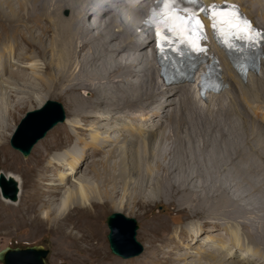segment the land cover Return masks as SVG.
I'll return each mask as SVG.
<instances>
[{
  "label": "bare ground",
  "instance_id": "6f19581e",
  "mask_svg": "<svg viewBox=\"0 0 264 264\" xmlns=\"http://www.w3.org/2000/svg\"><path fill=\"white\" fill-rule=\"evenodd\" d=\"M153 1L0 0V94L9 98L0 99V124L15 100L40 87L46 93L28 97L37 104L32 110L54 93L64 99L69 113L38 150L39 156L50 158L29 172L33 192L13 209L19 215L12 226H28L35 237L52 230L56 257L64 261H76L68 250L73 247L103 264H264V148L255 149L260 145L255 141L242 146L235 138L238 124L245 125L247 117L240 113L235 118L232 108H224L223 99L235 97L231 87L214 97L212 105L221 107L215 113L209 110L213 107H200L191 93L193 84L157 88L150 32L133 31L140 27L139 16L144 17L140 9ZM226 1L240 4L251 22L260 19L257 25L264 29V0H247L248 8L240 0ZM112 3L120 4L114 9L122 29L117 24L110 29ZM64 8L72 10L70 17L61 15ZM96 8L99 15L92 16ZM91 18L102 21L107 34ZM126 43L131 49L125 50ZM213 50L227 70L225 78L241 89L242 110L241 104H248L255 111L253 103L264 97V59L259 73L250 71L244 82L221 52ZM38 57L48 59L44 67ZM12 58L25 64L16 68ZM130 68L138 69L132 78ZM157 106L158 121L153 123L151 110ZM12 131L13 126L0 128L1 162L14 158L5 146ZM192 135L203 140V147L196 149L193 139H185ZM161 148L163 156L157 153ZM5 176L18 181L20 196L19 178ZM74 178L79 183L70 191ZM130 184L141 193L134 189L129 196ZM117 195L119 202L112 203ZM1 199L0 228L9 229L12 219L4 211L16 202ZM109 202L116 213L128 209L145 221L147 248L139 258L103 256L99 220ZM157 203L171 217L173 212L184 214L187 223L172 228L161 216H152L156 213L150 206Z\"/></svg>",
  "mask_w": 264,
  "mask_h": 264
},
{
  "label": "rangeland",
  "instance_id": "374dc122",
  "mask_svg": "<svg viewBox=\"0 0 264 264\" xmlns=\"http://www.w3.org/2000/svg\"><path fill=\"white\" fill-rule=\"evenodd\" d=\"M240 1L244 4V6H246V8L249 7L250 3L247 0H240ZM112 5H113V7H111V8L109 7V10L113 12V15L111 18H109L108 21L112 24V26L114 25V27H112L110 29H115L116 24L118 26L117 27L118 29H122L120 27V25L118 24L119 22L116 21L117 20L116 19V12H118V10L114 9L115 7H118L120 4L112 3ZM99 11H100V8H96L92 12L91 15L92 16H98ZM71 13H72V10L70 8H64L62 10L61 15L64 18H68V17H70ZM89 18H90V16L87 17V19H89ZM140 19L141 18L139 16L138 22H140ZM91 20L99 21L98 19H92V18H91ZM259 20L256 18L255 21L253 20V23L258 24ZM135 24H136V22H135ZM258 25L261 26L260 23ZM102 26H103L102 21H99L98 30L101 28L100 33L101 34L103 33V35L107 34V31ZM34 31L38 32L37 26H36ZM133 31H135V30H133ZM100 33H99V35H100ZM28 34L29 33H27V35ZM104 38L108 39L109 37L104 36ZM130 46H131V44L126 43L125 44V50H126V48L131 49ZM28 53H29V51H28ZM146 57L148 60L149 59L148 49H147V55L145 56V59H146ZM38 58L42 59L40 61V63H41V66L44 67L45 62L48 61V59L43 58V57H38ZM11 61L14 63V65H15L14 67H16V68L19 66H23L25 64V63H23V61L19 62L18 60L14 59V58H12ZM11 61H10V59H8V62H11ZM140 66L142 67V64H140ZM222 66H223V64H222ZM263 69H264V67H263ZM130 70L133 73V74H131V78H132V76L135 75V73L137 72L138 69L137 68L136 69L130 68ZM223 70H224V76L227 77V70L224 66H223ZM153 71H154L153 76H156L157 75L156 69L153 68ZM27 72L31 75V73L28 70H27ZM149 77L150 76H147V78H149ZM156 77H154V78L159 83V86H157V88L160 87L159 88L160 91L164 90L163 89L164 85L161 83L158 76H156ZM32 79L34 80V82H36L35 78H32ZM225 79H226V82L228 83V91L231 87L234 91L235 97L233 98V96H230V98L227 97V98L223 99L222 103L224 105V108L226 110H228L229 108H232L233 115L235 118H239L238 115L240 113H241V116L247 117L245 125L242 123L238 124L239 127L236 130V133H235L236 137L235 138L238 139V142L240 141L239 144L242 146L245 145V147H247L249 145V143H251L252 141L253 142L255 141L256 143L260 142L259 143L260 145L256 146L255 149L256 148L260 149L262 147L264 148V103L262 104L261 102H259L261 100L264 101V97L261 96L258 98L259 103L258 102L253 103V108L255 109V111H252L248 104H243V105L241 104V106H243V108H245L242 110V107H240V104L238 102V100L239 101L241 100V89L238 87V84L236 82L232 83L229 78H225ZM133 80L136 81L137 79L133 77ZM179 86H184V85H169V86H164V88H173V87H179ZM187 87L190 88V86H187ZM254 87H256V84ZM190 89H192L191 93L193 94L195 99L197 98L196 100H198L197 102L199 103V105L202 109H208L209 107H213L209 110L211 112L215 113L218 111V109L221 108L219 105L214 107L212 105V103L215 101V98H220L223 95H225V93L210 95V97L207 98V101L204 102V101H200L198 99V97H196L197 96L196 91L192 87ZM167 90H171V89H167ZM255 90H256V88H255ZM31 93H35V94H31ZM37 93L44 94V93H46V91H44V89L42 87L38 88L37 90L28 89L26 94L24 93L18 100H15V101L13 100L15 102V104H13L11 107H9L7 109L9 116L6 118H3L1 121V124H0V128L2 126L3 127H9V128L13 126V131L10 133V135L5 140L6 141L5 146L9 151H11L14 154V158H12L11 161H9V160L5 161V162L0 161V173H5L7 175L12 174V175L18 177L20 182H21V193H20L19 199L17 200L15 205H10V204L7 205L8 207H6L7 209L4 211L5 214L8 216V218L12 219V220L9 222L11 224L9 229L0 228V250L4 249L5 247H9L12 249H14V248L25 249V248H30V247H40V248L47 251V255L45 258V264H55L56 261L59 264H103V263H101L100 260L95 259V258L92 259L91 257L85 256L81 250H78L77 248H73V247L68 248V250L70 252L72 251L75 254V256H76V257H74V258H76L75 262H71L70 260L64 261L62 259H58L56 257V245L58 243L57 237L54 235L52 230L46 231V232L42 233L41 235L35 237L31 234L30 228L28 226H16V227L12 226V222L13 221L15 222V220H16L15 217L19 215V213L15 214L13 209L16 208L19 204L24 203L25 196L27 195L28 192H30V191L33 192V188L28 184L29 172L34 171V170L42 167L43 164H46L50 158V155L39 156L38 150L42 146L43 142H45L53 134L55 128H57V126L63 124V122H59L56 124V126H53L47 132L46 136L43 139H41L37 144L34 145V147L32 148V150H31V152L27 158H24L20 152H18L17 150H15L11 147L10 138H11L17 124L20 122V120L23 118V116L25 115V113L27 111H30L33 108L37 107L35 100H30L28 97L34 96V95L36 96ZM50 95H51V97H49L48 99L60 103L63 107L64 112H65V116L67 117L69 113H68V108L66 107L64 99L59 97V96H56L54 93H51ZM2 97H6L7 101H9V98L6 95L0 94V99L6 101V99H2ZM212 97L214 100L211 99ZM161 102H164L167 104V102L164 99H162ZM157 108H158V106L155 107L153 110H151V118H153V123H156L158 121L157 119H154L155 117H158V111L159 110ZM1 118H2V112L0 111V120H1ZM117 122L121 123V121H118V120H117ZM91 126L92 125H88V128H90ZM112 130H114V132H116L117 128H114ZM246 132L248 134H246ZM159 134L160 133H156V135L154 136V139L156 138L155 139L156 141L158 139ZM185 139L186 140L193 139L194 140L193 143H194V146L196 149L198 146H199L198 149L200 147H203L204 143H203V140L201 138H196L195 136L192 135V136H186ZM147 141H148V139H147ZM152 143H154V142L151 141L150 151L153 153L155 150L153 148L154 144H152ZM164 143L165 142H163V144H162L163 146L165 145ZM79 146L80 147L78 148V152L81 151V145L79 144ZM162 150L163 149L161 148L160 151L157 152L159 154V156L164 155ZM152 153H151V155H152ZM135 154H136V152H135ZM135 163L138 164V161L137 162L135 161ZM261 164L264 165V162L261 161L260 165ZM133 177L134 178L132 181L135 180L136 176L133 175ZM74 182H72V185L69 186L70 191H75L76 188H74V186L76 187L77 184L79 183L76 178H74ZM134 189H136V188L132 184H130L129 187L127 188L128 192H129V194H128L129 196L132 195V192H134ZM136 190H137L136 191L137 193H141L138 189H136ZM149 190H151V188ZM240 190H242V188H240ZM136 192H134V193H136ZM64 195H66L65 191H63V194L60 198L62 199V197ZM120 197H121V195H117V197H115V199H112L111 202L112 203L114 202L115 204H117L119 202ZM60 198L57 201L58 203L61 202ZM0 202H2L1 195H0ZM109 203H105L102 206V208H103L102 216H101V219L99 220L100 226L103 229V235L101 237L102 243L100 245L101 247L103 246L104 250H105V254L103 256L110 258V259L119 258L122 260H131V259L139 258L147 248V238L144 235L145 221L137 213H136V215L131 214L128 209H125L124 212H121L126 217L134 218L136 220V224L138 227L136 239L142 245L143 252L139 256L126 258V259L115 256L111 253V251L109 249V244L107 241V234L109 232V229H108L107 224H106V219H107L108 215L115 212L111 208L112 203H110V204ZM127 204H129V202H127ZM137 206L140 207V204L138 203ZM150 207H152V210L157 214V215L153 214L152 216H161L164 220L168 221L169 225L172 228H180L182 225L187 223V220L183 219L184 214H177V213L173 212V213H171V214H173L172 217L169 216L168 214H166V212H165L166 206H163V203H157L155 206L152 205ZM75 233H76L75 230H72L71 234H75ZM68 241L70 242V240H68ZM102 253H104V252H102ZM107 262H108V260L106 261V263ZM0 264H2L1 261H0ZM185 264H189V263H185Z\"/></svg>",
  "mask_w": 264,
  "mask_h": 264
},
{
  "label": "water",
  "instance_id": "95a60500",
  "mask_svg": "<svg viewBox=\"0 0 264 264\" xmlns=\"http://www.w3.org/2000/svg\"><path fill=\"white\" fill-rule=\"evenodd\" d=\"M64 120L62 105L48 100L40 108L25 113L10 138V145L27 158L34 145L44 138L53 126ZM0 195L6 200L17 202L18 181L0 173ZM106 224L109 229L107 241L113 255L126 259L141 254L143 247L136 239L138 227L134 218L114 212L107 216ZM46 255L47 251L40 247H5L0 250V261L2 264H45Z\"/></svg>",
  "mask_w": 264,
  "mask_h": 264
},
{
  "label": "snow or ice",
  "instance_id": "6c2138e0",
  "mask_svg": "<svg viewBox=\"0 0 264 264\" xmlns=\"http://www.w3.org/2000/svg\"><path fill=\"white\" fill-rule=\"evenodd\" d=\"M188 4L200 5L196 9L189 10L180 6V0H157L158 10H154L149 17V23L155 28L157 49L168 48L170 45H179V47H191L193 51H203L198 48L193 38L206 39L205 23L211 27L213 33L224 43L221 32L235 33L238 27L237 22L248 25L250 40H245L244 36L233 37L243 40L246 43L256 44L257 32L252 28L251 23L243 18L237 5L225 3L223 6L216 3L205 4L204 0H187ZM234 13L228 15L227 13ZM163 34V41L161 36ZM264 39V33L260 34ZM230 50H238L236 43L226 45ZM170 50H177L175 47Z\"/></svg>",
  "mask_w": 264,
  "mask_h": 264
}]
</instances>
